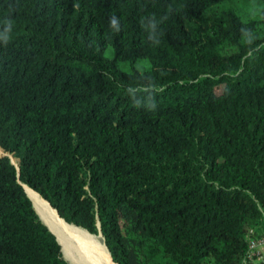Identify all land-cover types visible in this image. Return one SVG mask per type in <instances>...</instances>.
<instances>
[{
	"label": "trees",
	"instance_id": "16d2710c",
	"mask_svg": "<svg viewBox=\"0 0 264 264\" xmlns=\"http://www.w3.org/2000/svg\"><path fill=\"white\" fill-rule=\"evenodd\" d=\"M227 1L0 0V264L79 263L23 185L114 264H240L264 225V0L202 23Z\"/></svg>",
	"mask_w": 264,
	"mask_h": 264
},
{
	"label": "bare ground",
	"instance_id": "6f19581e",
	"mask_svg": "<svg viewBox=\"0 0 264 264\" xmlns=\"http://www.w3.org/2000/svg\"><path fill=\"white\" fill-rule=\"evenodd\" d=\"M24 187L27 189L26 192L28 191L27 194L29 193L36 210L41 213L48 226L56 234L59 243L65 245L63 247L66 254L71 253L76 258L86 260L88 264H114L102 237L95 238V236L93 237L85 229L76 227L75 225H72L75 227L69 226L70 224L60 218L49 205L41 202L26 185ZM74 261L78 262L76 259Z\"/></svg>",
	"mask_w": 264,
	"mask_h": 264
},
{
	"label": "built area",
	"instance_id": "2783aa9c",
	"mask_svg": "<svg viewBox=\"0 0 264 264\" xmlns=\"http://www.w3.org/2000/svg\"><path fill=\"white\" fill-rule=\"evenodd\" d=\"M245 243L240 264H264V225L261 228L248 227Z\"/></svg>",
	"mask_w": 264,
	"mask_h": 264
},
{
	"label": "rangeland",
	"instance_id": "374dc122",
	"mask_svg": "<svg viewBox=\"0 0 264 264\" xmlns=\"http://www.w3.org/2000/svg\"><path fill=\"white\" fill-rule=\"evenodd\" d=\"M225 8H232L235 11L239 12L243 17H258L260 3L254 0H231L224 3H221L217 8L209 11L205 15V20L202 22L203 24L209 25L215 17L219 15V12ZM142 63L138 65L141 66ZM0 148V152H1ZM2 154V153H0ZM12 159V157H11ZM96 235V234H95ZM97 238V237H95Z\"/></svg>",
	"mask_w": 264,
	"mask_h": 264
},
{
	"label": "crops",
	"instance_id": "0c3cea01",
	"mask_svg": "<svg viewBox=\"0 0 264 264\" xmlns=\"http://www.w3.org/2000/svg\"><path fill=\"white\" fill-rule=\"evenodd\" d=\"M25 190V189H24ZM25 192H26V190H25ZM27 194V193H26ZM29 195V194H28ZM27 195V196H28ZM28 197H30V196H28ZM30 199V198H29ZM30 200H32V199H30ZM31 202H33V201H31ZM34 203H32V205H33ZM33 207H34V205H33ZM34 209H35V211L37 212V214H38V216H39V218L41 219V221L44 223V224H46L47 225V227L51 230V228L48 226V224H47V222L44 220V218H43V216L41 215V213L39 212V211H37L36 210V208L34 207ZM40 213V214H39ZM52 231V230H51ZM53 232V231H52ZM54 233V232H53ZM55 234V233H54ZM56 235V234H55ZM92 235V234H91ZM56 237V236H55ZM57 238V237H56ZM97 238H99V237H97ZM62 242V241H61ZM60 244V243H59ZM64 245V244H63ZM61 247V246H60ZM64 247H65V245H64ZM61 252H62V250H61ZM66 252V251H65ZM68 255H70V256H72L74 259H76V260H78V261H80V262H84V263H86V264H88V262L86 261V260H84V259H80V258H76L73 254H71V253H67ZM62 256H63V254H62ZM64 258V257H63ZM65 259V258H64ZM66 260V259H65ZM67 261V260H66ZM68 263H70V264H75V263H72V262H69V261H67ZM79 264V263H78Z\"/></svg>",
	"mask_w": 264,
	"mask_h": 264
},
{
	"label": "clouds",
	"instance_id": "9594fccd",
	"mask_svg": "<svg viewBox=\"0 0 264 264\" xmlns=\"http://www.w3.org/2000/svg\"><path fill=\"white\" fill-rule=\"evenodd\" d=\"M111 24L113 25V27L117 26L118 21H117V19L115 17L111 18ZM9 31H10V26L9 27H5L3 34H0V35H2V38L5 41H7V39H8V35L7 34H8Z\"/></svg>",
	"mask_w": 264,
	"mask_h": 264
},
{
	"label": "water",
	"instance_id": "95a60500",
	"mask_svg": "<svg viewBox=\"0 0 264 264\" xmlns=\"http://www.w3.org/2000/svg\"><path fill=\"white\" fill-rule=\"evenodd\" d=\"M0 153H2V154H6V153H4L3 152V150H1V152ZM13 162V161H12ZM14 163V162H13ZM15 164V163H14ZM16 165V167H18V161H17V163L15 164ZM23 187H24V185H23ZM25 189V188H24ZM66 222V221H65ZM67 223V222H66ZM68 224H71V223H68ZM46 225V224H45ZM72 225H74V224H72ZM47 226V225H46ZM76 227H80V226H77V225H75ZM48 228V227H47ZM80 228H82V227H80ZM49 229V228H48ZM82 229H84V228H82ZM50 230V229H49ZM51 231V230H50ZM87 231V230H86ZM52 232V231H51ZM88 232V231H87ZM53 233V232H52ZM89 233V232H88ZM54 234V233H53ZM91 234V233H90ZM55 235V234H54ZM92 235H95V234H92ZM99 235H101L100 233H99ZM56 236V235H55ZM102 236V235H101ZM103 238V237H102ZM57 239V238H56ZM58 241V240H57Z\"/></svg>",
	"mask_w": 264,
	"mask_h": 264
}]
</instances>
